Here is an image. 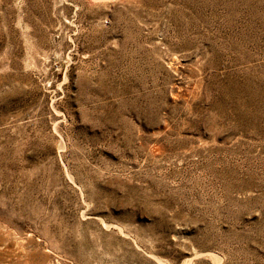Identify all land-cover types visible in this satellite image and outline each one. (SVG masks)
I'll list each match as a JSON object with an SVG mask.
<instances>
[{"label": "rangeland", "instance_id": "374dc122", "mask_svg": "<svg viewBox=\"0 0 264 264\" xmlns=\"http://www.w3.org/2000/svg\"><path fill=\"white\" fill-rule=\"evenodd\" d=\"M0 264H264V0H0Z\"/></svg>", "mask_w": 264, "mask_h": 264}]
</instances>
